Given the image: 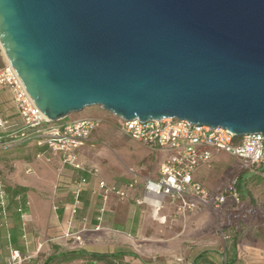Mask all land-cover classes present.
Returning a JSON list of instances; mask_svg holds the SVG:
<instances>
[{
    "label": "water",
    "instance_id": "water-1",
    "mask_svg": "<svg viewBox=\"0 0 264 264\" xmlns=\"http://www.w3.org/2000/svg\"><path fill=\"white\" fill-rule=\"evenodd\" d=\"M0 47L49 123L97 106L264 134V0H0Z\"/></svg>",
    "mask_w": 264,
    "mask_h": 264
},
{
    "label": "crops",
    "instance_id": "crops-1",
    "mask_svg": "<svg viewBox=\"0 0 264 264\" xmlns=\"http://www.w3.org/2000/svg\"><path fill=\"white\" fill-rule=\"evenodd\" d=\"M6 62L0 49V67ZM101 119L78 151L81 168L74 169L63 163L60 154L34 141L2 143L5 137L19 135L24 122L15 107L12 90L0 86V120L5 121L0 126V176L9 185L25 189L27 206L21 216L11 210L0 218V264H6L12 249L26 257L21 264H44L51 256L72 250L73 243L99 246L102 236L115 231L126 235L120 236L122 243L130 245L141 259L124 255L113 259L114 263L84 258L61 264H144L143 258L156 255L170 257L177 264L189 257L190 264L204 250L208 251L199 264H218L220 260L221 264H264L263 205L256 207L254 219L246 221L249 206L228 199L216 210L224 218L222 239L218 233L211 208L214 196L222 188L214 185L205 170L218 164L223 152H213L210 166L201 165L194 170L193 178L207 189L208 200L182 219L174 215V202L166 201L163 208L155 210L150 204L135 201L142 193L145 179L158 177L160 164L173 151L132 139L123 131L120 119ZM40 152L43 156L37 157ZM257 173L264 177V171ZM79 177L86 182L82 185L78 211L72 215L71 190ZM101 180L119 188H126L130 182L135 184L128 189L126 198L108 194L104 199L99 187ZM102 206L104 211L99 219ZM68 232L78 239L71 241ZM225 234L229 238L225 239ZM138 239L144 241L141 250L135 248ZM216 245H222L218 252L223 255L213 251Z\"/></svg>",
    "mask_w": 264,
    "mask_h": 264
},
{
    "label": "built area",
    "instance_id": "built-area-1",
    "mask_svg": "<svg viewBox=\"0 0 264 264\" xmlns=\"http://www.w3.org/2000/svg\"><path fill=\"white\" fill-rule=\"evenodd\" d=\"M0 86L12 90L15 107L24 122V128L19 135H12L9 141L2 143L15 145L23 141H34L37 145L60 154L64 164L74 169L81 168L78 163V151L90 138L91 131L98 125L99 120L81 117L49 123L47 117L30 98L8 61L0 67ZM120 121L123 131L132 139L148 146L169 148L173 151L172 155L160 164L159 176L145 179L141 195L135 198L137 204H150L158 210L163 208L166 201H171L175 203L174 215L178 217H185L198 205L206 204L208 191L202 183L193 178V172L201 165L210 166L213 152L230 154L252 170L264 171V134L252 133L235 137L225 128L193 124L185 119L176 118L145 122L137 118ZM4 123L5 121L0 120V126ZM51 124L53 125L49 127ZM42 156L41 152L37 154V157ZM85 182L84 177L74 180L75 187L71 190L72 215L78 211L82 185ZM134 184L135 181L130 182L126 188H119L101 180L99 187L104 199L108 194H115L123 199L128 196V189L133 188ZM5 195L3 183L0 181V218L6 216ZM228 199L234 204L241 202L233 184L222 188L214 196L212 208L220 209ZM103 211L102 206L100 213ZM98 218L101 219V215ZM224 238H229V235L225 234ZM25 259L18 249H12L6 264H21Z\"/></svg>",
    "mask_w": 264,
    "mask_h": 264
},
{
    "label": "rangeland",
    "instance_id": "rangeland-1",
    "mask_svg": "<svg viewBox=\"0 0 264 264\" xmlns=\"http://www.w3.org/2000/svg\"><path fill=\"white\" fill-rule=\"evenodd\" d=\"M81 117H92L95 119H110V120H116V117L109 114L106 111H103L100 107L97 106H91L86 107L82 111L78 113H72L68 116V118H81ZM101 119V120H102ZM53 124L49 125L51 127ZM223 156V159L218 162L215 166L211 167L212 169H206L205 173L210 174L212 177L211 180L214 183L216 187L225 188L229 185V182L234 181L235 188L237 192L240 195L241 201L245 202L249 206L248 211V218L246 221H251L254 219L255 215V209L259 205L264 206V177H260L259 174L249 168L244 162H242L240 159H238L235 156H232L227 153H221ZM3 182L6 185L8 184V181L3 179ZM217 189V188H216ZM215 189V190H216ZM72 197V196H71ZM215 216V224L217 226V230L219 235L221 236V230L222 228V221L224 220L223 217L218 214L216 210H213ZM99 215L102 216L100 213ZM186 217V216H185ZM185 217H181L182 219H185ZM254 222V220H253ZM69 233V232H68ZM123 234L120 232H113L110 235L102 236L101 244L98 246L94 245H83L80 246L79 243H73L72 250H78L81 248H87L88 250H103V251H116V250H131L130 245H127L126 243H122V239L120 236ZM126 236V235H123ZM68 237L71 238V241H75L76 236L72 233H69ZM222 239V236H221ZM138 243L136 244V249L141 250V247L144 243L143 240L138 239L136 240ZM80 242V241H79ZM214 250H222V245H216L213 246ZM57 250V249H56ZM223 254V252H220V255ZM139 259L140 255L137 253ZM138 257H134L135 259H138ZM189 257H186L185 260H183L182 264H188ZM170 257L166 256H154V257H145L143 258V261L147 264H166L170 261ZM119 263L126 264L123 261H118ZM222 261L220 260L218 264H221Z\"/></svg>",
    "mask_w": 264,
    "mask_h": 264
},
{
    "label": "trees",
    "instance_id": "trees-1",
    "mask_svg": "<svg viewBox=\"0 0 264 264\" xmlns=\"http://www.w3.org/2000/svg\"><path fill=\"white\" fill-rule=\"evenodd\" d=\"M2 63V62H1ZM3 138V136H2ZM6 141L10 140V137H5L4 138ZM10 145V144H6ZM0 181L3 183L4 190H5V215H9L10 211L13 210L15 214L22 215L25 213L27 206H26V195H25V189L20 187V186H11V185H6L3 182V178L0 176ZM233 184V182H232ZM204 250L200 254H198L190 264H199L200 261L204 258ZM217 251L218 250H214ZM220 255V252H218ZM124 255H130L133 257H138L137 253L132 251V250H116V251H103V250H85V249H78V250H68V251H63L59 252L58 254L51 256L48 258L44 264H49L51 261H54V264H61L63 262H68V261H73L76 259H84V258H89L90 260H99V261H106L109 263H114L113 259H120ZM223 255V254H221ZM220 257V256H219ZM144 264H147L144 262ZM166 264H177L174 262H168Z\"/></svg>",
    "mask_w": 264,
    "mask_h": 264
}]
</instances>
